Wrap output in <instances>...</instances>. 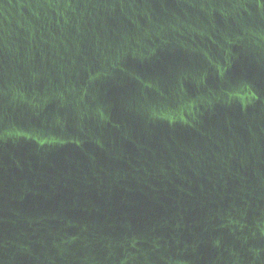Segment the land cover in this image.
<instances>
[{
    "label": "water",
    "instance_id": "water-1",
    "mask_svg": "<svg viewBox=\"0 0 264 264\" xmlns=\"http://www.w3.org/2000/svg\"><path fill=\"white\" fill-rule=\"evenodd\" d=\"M0 264H264V0H0Z\"/></svg>",
    "mask_w": 264,
    "mask_h": 264
}]
</instances>
